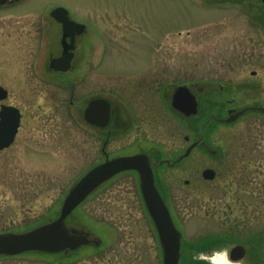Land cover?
<instances>
[{
    "label": "flooded vegetation",
    "instance_id": "af4514ba",
    "mask_svg": "<svg viewBox=\"0 0 264 264\" xmlns=\"http://www.w3.org/2000/svg\"><path fill=\"white\" fill-rule=\"evenodd\" d=\"M28 1L0 0V13L6 14L0 17V31L4 29L0 33V87L7 91V97L0 100V111L3 106H10L21 114L18 133L10 147L29 119L13 101V87L43 89L48 103L59 110L64 93L69 92L73 105L78 88L84 89L85 107L78 114L92 134L88 139L89 148L94 153L97 149L96 162L91 163L90 170L119 157L139 156L149 163L155 186L180 232L179 264H216L213 258L217 256L224 257L229 264H264V213L255 212L258 208H253V204L260 210L264 206L259 202L264 197L262 178L259 179L264 176V145L252 144L247 132L227 131L250 114L264 116L260 111L264 108L263 100L257 92L253 96V91L247 87L246 72L237 74L239 65L232 64L228 79L208 82L217 87L211 95L216 109L205 111V80L189 83L186 76L185 80L174 83L168 76L171 71L157 64L156 39L149 36L150 46L145 43L143 54L132 55L134 47L139 46L136 38L140 35L135 31L140 28L133 31L127 41L124 34L118 37L117 49H114L116 29L109 28L107 22L111 18L104 17L107 12L96 17L91 15L90 19L80 18L66 6L50 1L44 2L39 13L19 10ZM126 24L129 25L120 21L117 29L122 32ZM133 25L140 27L135 22ZM127 30L128 36L130 28ZM125 50L126 53L132 50L131 56L136 62L129 69H118L120 66L115 59L122 58ZM239 61L246 60L240 58ZM110 73H120L119 79L112 81V90L109 89ZM127 74L131 80L123 79ZM250 75L258 77V72L251 71ZM179 87H187L196 97L197 114L187 116L174 108L173 97ZM94 101L110 104L109 121L104 126L85 118V111ZM89 116L93 118L92 113ZM232 117H236L235 120L227 122ZM45 134H49V130ZM131 134L133 140L128 138ZM94 135L95 140L91 139ZM120 136H127L126 146L130 150L112 152L114 139ZM239 136L243 139H238ZM189 148L191 151L185 156ZM206 171H212L211 175L207 177ZM127 176L133 181L116 182ZM259 181L260 193L253 197V184ZM100 188L106 191L103 197L108 202L141 201L148 226L139 231L128 230V227L115 229L116 239H112L109 231L106 238L96 240L89 232L68 225L79 233L88 234L91 242L58 253L26 252L0 257L35 254L42 258L41 264L46 263L45 258L56 261L46 264H164L165 251L144 204L140 172L137 169L123 171ZM100 188L89 198L96 196ZM212 188L217 196L227 192L235 201L243 202L242 210L234 212L235 217L239 216L238 221L219 224L214 231L185 230L172 201H186Z\"/></svg>",
    "mask_w": 264,
    "mask_h": 264
},
{
    "label": "rangeland",
    "instance_id": "374dc122",
    "mask_svg": "<svg viewBox=\"0 0 264 264\" xmlns=\"http://www.w3.org/2000/svg\"><path fill=\"white\" fill-rule=\"evenodd\" d=\"M47 1L66 6L80 18L90 19L91 15L96 17L107 12L104 17L113 20L107 22L109 28L116 29L114 49H117L116 39L122 34L127 41L138 32L140 37L136 38V33L134 38L139 40V46L134 47L133 54L132 50L130 53L125 50L122 58L115 59L120 66L118 69L131 68L136 62L131 54L142 55L145 43L150 46L147 38L156 39L157 64L171 71L168 76L174 83L185 80L186 76L189 83L205 80V111L216 109L211 95L217 87L207 83L228 79L232 64L239 65L237 74L246 72L247 87L253 91V96L257 92L264 103L261 78L264 77V0H29L19 10L39 13ZM4 16L6 14L0 13V17ZM120 21L129 23L122 32L117 29ZM135 58L137 60L138 56ZM240 58L246 61L240 62ZM184 71L187 72L182 77ZM251 71L258 72V77H252ZM119 75L110 73V90L114 87L112 81L119 79ZM124 77V80L132 79L128 74ZM78 90L73 105L69 92L63 94L59 110L48 103L43 89L12 88L13 101L28 114L30 121L24 124L15 144L0 152V234L25 232L57 218L70 189L95 164L97 149L94 153L88 145L92 135L90 128L78 114L85 107V90ZM251 115L228 127L227 131L247 132L252 144L264 145V116ZM47 130L49 134L46 135ZM94 138L95 135L91 139ZM128 138L133 140L134 136L131 134ZM126 139L127 136L116 137L110 150H130ZM172 147H175L173 142ZM260 178L264 189V176ZM130 181L132 178L127 176L116 182L128 184ZM257 183L253 184V197L260 193V181ZM104 191L100 188L96 196L85 201L67 224L89 232L96 240L106 238L109 231L112 239H116L115 229L128 227V230L139 231L148 226L141 201L108 202L103 197ZM263 199L259 202L264 204ZM172 205L181 225L188 231H214L219 224L238 221L239 216L235 217L234 212L243 208V202L235 201L227 192L217 196L213 188L186 201H172ZM253 208H258L255 212L264 213V206L260 210L253 204ZM41 262L42 258L35 254L0 257V264ZM43 262L56 261L45 258Z\"/></svg>",
    "mask_w": 264,
    "mask_h": 264
},
{
    "label": "water",
    "instance_id": "95a60500",
    "mask_svg": "<svg viewBox=\"0 0 264 264\" xmlns=\"http://www.w3.org/2000/svg\"><path fill=\"white\" fill-rule=\"evenodd\" d=\"M6 97L7 91L0 87V100H4ZM173 106L187 116L198 113L196 97L187 87L177 89L173 97ZM109 111L110 104L108 102L94 101L85 111V118L86 120L90 119L89 121L95 125L104 126L109 121ZM260 111L264 113V108H261ZM90 113H92V119L89 116ZM242 113L243 111L239 112L238 115ZM235 118H229L227 122H231ZM20 119L21 114L17 108L2 107L0 111V151L10 147L14 142L20 126ZM190 151L191 148L188 149L185 156ZM142 158L139 156L115 158L86 173L69 191L56 220L24 233L0 234V255L15 256L32 251L58 253L89 244L91 242L89 235L68 228L67 218L97 188L112 177L123 171L137 169L141 174L142 191L147 210L154 221L165 251L164 264H179L180 232L177 230L170 211L155 186L149 163L143 162ZM211 172L206 171L205 175L208 177Z\"/></svg>",
    "mask_w": 264,
    "mask_h": 264
},
{
    "label": "bare ground",
    "instance_id": "6f19581e",
    "mask_svg": "<svg viewBox=\"0 0 264 264\" xmlns=\"http://www.w3.org/2000/svg\"><path fill=\"white\" fill-rule=\"evenodd\" d=\"M213 261L216 263V264H229L228 261L222 257V256H217V257H214L213 258Z\"/></svg>",
    "mask_w": 264,
    "mask_h": 264
}]
</instances>
